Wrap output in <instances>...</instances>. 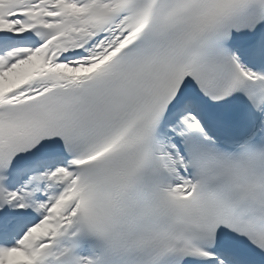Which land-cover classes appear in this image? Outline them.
Returning <instances> with one entry per match:
<instances>
[{
    "label": "snow or ice",
    "instance_id": "obj_1",
    "mask_svg": "<svg viewBox=\"0 0 264 264\" xmlns=\"http://www.w3.org/2000/svg\"><path fill=\"white\" fill-rule=\"evenodd\" d=\"M0 264H264V0H0Z\"/></svg>",
    "mask_w": 264,
    "mask_h": 264
}]
</instances>
